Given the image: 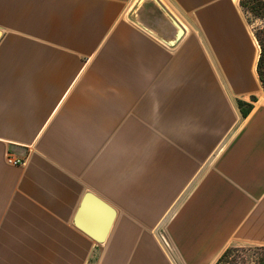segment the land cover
Segmentation results:
<instances>
[{"label":"crops","instance_id":"obj_1","mask_svg":"<svg viewBox=\"0 0 264 264\" xmlns=\"http://www.w3.org/2000/svg\"><path fill=\"white\" fill-rule=\"evenodd\" d=\"M258 57L239 0H0V264L264 247ZM88 192L103 242L75 224Z\"/></svg>","mask_w":264,"mask_h":264},{"label":"water","instance_id":"obj_2","mask_svg":"<svg viewBox=\"0 0 264 264\" xmlns=\"http://www.w3.org/2000/svg\"><path fill=\"white\" fill-rule=\"evenodd\" d=\"M89 202L91 208L86 204ZM115 215L114 208L95 194H85L75 217V224L96 242H103ZM100 219H98L99 217Z\"/></svg>","mask_w":264,"mask_h":264},{"label":"rangeland","instance_id":"obj_3","mask_svg":"<svg viewBox=\"0 0 264 264\" xmlns=\"http://www.w3.org/2000/svg\"><path fill=\"white\" fill-rule=\"evenodd\" d=\"M242 12L256 39L260 54L261 44L264 45V18H259L244 9ZM222 254H224L223 259L218 264H264V247L262 246L233 244L228 246Z\"/></svg>","mask_w":264,"mask_h":264},{"label":"trees","instance_id":"obj_4","mask_svg":"<svg viewBox=\"0 0 264 264\" xmlns=\"http://www.w3.org/2000/svg\"><path fill=\"white\" fill-rule=\"evenodd\" d=\"M239 5L242 9L246 11H250L252 14L259 18H264V0H239ZM261 50L259 54V58L257 61V72L260 78V81L262 82V85L264 87V45L261 44ZM252 100H254V97H252ZM238 106L242 112V114H246L248 110L252 107L251 103L244 102L242 100H238ZM223 255L219 256L217 262L215 264H218L222 259Z\"/></svg>","mask_w":264,"mask_h":264},{"label":"built area","instance_id":"obj_5","mask_svg":"<svg viewBox=\"0 0 264 264\" xmlns=\"http://www.w3.org/2000/svg\"><path fill=\"white\" fill-rule=\"evenodd\" d=\"M6 160H7L8 163H11V164L22 163V160L20 158L19 159H15L12 156H7Z\"/></svg>","mask_w":264,"mask_h":264}]
</instances>
